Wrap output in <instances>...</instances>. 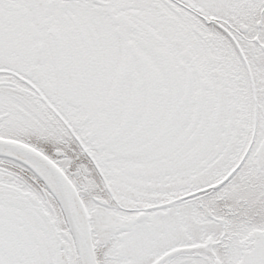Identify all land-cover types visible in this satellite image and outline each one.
<instances>
[{
	"label": "snow or ice",
	"instance_id": "1",
	"mask_svg": "<svg viewBox=\"0 0 264 264\" xmlns=\"http://www.w3.org/2000/svg\"><path fill=\"white\" fill-rule=\"evenodd\" d=\"M0 264H264V0H0Z\"/></svg>",
	"mask_w": 264,
	"mask_h": 264
}]
</instances>
